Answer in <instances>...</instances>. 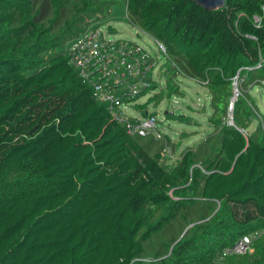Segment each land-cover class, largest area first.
<instances>
[{
    "label": "trees",
    "instance_id": "obj_1",
    "mask_svg": "<svg viewBox=\"0 0 264 264\" xmlns=\"http://www.w3.org/2000/svg\"><path fill=\"white\" fill-rule=\"evenodd\" d=\"M120 1L0 5V264H135L179 207L170 190L180 197L194 191L218 208L147 264H203L219 253V263L264 264V233L246 253L222 257L264 227V120L248 132L264 116L247 89L264 85V0H227L214 10L195 0H124L136 24L166 48L164 92L180 93L183 72L212 93L213 131L183 149L172 168L164 145L151 153L94 99L66 50L40 60L21 55L32 37L48 47L68 41ZM162 97L137 107L146 113ZM21 177L29 187L13 186Z\"/></svg>",
    "mask_w": 264,
    "mask_h": 264
},
{
    "label": "rangeland",
    "instance_id": "obj_2",
    "mask_svg": "<svg viewBox=\"0 0 264 264\" xmlns=\"http://www.w3.org/2000/svg\"><path fill=\"white\" fill-rule=\"evenodd\" d=\"M0 1V5H2L4 0ZM99 18V20L89 21L86 33L93 26L98 25L104 30L112 26L114 28V31L111 32L112 38H125L137 41L158 56L159 63L155 68L154 75L161 81L160 88L150 90L147 94L139 97L138 102L145 103L154 94L163 95L162 99L159 101L157 99L149 103L147 107L149 113L157 115L160 125L159 129L162 131L163 138L154 139L151 135H148L147 137H142L141 142L148 145L151 153H155L164 145L162 150L164 158L166 159L168 167L172 168L179 162L183 149L196 146L204 137L213 131L214 128L209 123V117L213 110L211 106L212 93L204 84L183 72H180L176 78L180 87V93L169 96L164 92L166 78L164 77V69L161 66L167 61V56L159 49L155 38L136 24V21L133 20L127 11L124 0L115 4H108L104 8L102 18L101 16ZM76 36L68 41L55 43L50 47L47 46L45 40L38 42L36 40L35 42L34 37H32L31 42H34L33 45L29 49L28 46H25L23 51L26 49L28 51L21 55L27 59L40 60L55 52L65 51L73 43ZM236 83L238 84V82ZM255 83L248 85L247 89L252 94L261 114L264 116V85L261 83L254 85ZM235 91L236 84H234L233 88L234 95L236 93ZM128 112L132 116L142 115L144 113V111L137 113L133 107H130ZM231 113L232 109L230 108V120L233 114ZM263 120V117L256 115L248 128V132L254 130L258 122ZM166 140L167 143H165ZM178 143L179 145H177ZM198 165V163L194 164V166ZM19 179L20 181H16L13 186L22 188L29 187L30 182L25 177ZM168 194L171 200L177 201L179 207L175 210L173 217L165 222L161 228L156 230L149 240L145 241V250L142 257L138 258L135 264H147L146 262L153 260L155 256H158L157 259L165 257L172 250V246L181 238L193 236L191 229L193 226H199L200 223L208 220L218 208L217 203L214 204L210 200H206L194 191H189V193L184 194L182 197L174 194L173 190L168 191ZM162 215L158 219L162 218ZM196 239L198 238L195 237L194 240ZM166 251L168 252L166 253ZM216 256L220 260L221 253ZM218 260H210L207 258L203 264H224L219 263ZM168 261L172 264L171 260Z\"/></svg>",
    "mask_w": 264,
    "mask_h": 264
},
{
    "label": "built area",
    "instance_id": "obj_3",
    "mask_svg": "<svg viewBox=\"0 0 264 264\" xmlns=\"http://www.w3.org/2000/svg\"><path fill=\"white\" fill-rule=\"evenodd\" d=\"M262 10L264 12V5ZM261 20V15L253 16L257 26ZM111 32L109 27L104 30L97 25L77 35L66 49L69 63L78 70L82 82L91 87L94 99L104 104L112 118L122 123L129 134L161 139L163 134L157 115L147 111L132 116L128 112L130 107L137 113L142 112L137 107L138 98L160 88L161 81L154 75L158 56L137 41L112 38ZM155 40L166 54L165 46ZM155 83H159L156 88ZM263 233L264 227L244 234L232 246L224 248L222 257L246 253Z\"/></svg>",
    "mask_w": 264,
    "mask_h": 264
},
{
    "label": "water",
    "instance_id": "obj_4",
    "mask_svg": "<svg viewBox=\"0 0 264 264\" xmlns=\"http://www.w3.org/2000/svg\"><path fill=\"white\" fill-rule=\"evenodd\" d=\"M226 1L227 0H195V2H197L200 6H202L206 10H214V9L223 8L226 5ZM235 94L237 95L239 94L238 88ZM233 105H234V102H233V97H232V103L230 106L231 109H233ZM231 124H233V121H231Z\"/></svg>",
    "mask_w": 264,
    "mask_h": 264
},
{
    "label": "bare ground",
    "instance_id": "obj_5",
    "mask_svg": "<svg viewBox=\"0 0 264 264\" xmlns=\"http://www.w3.org/2000/svg\"><path fill=\"white\" fill-rule=\"evenodd\" d=\"M235 84H236V91H235V92H237V88H238V86H237V83H235ZM237 96H238L237 94L234 95V97H233V102L236 100Z\"/></svg>",
    "mask_w": 264,
    "mask_h": 264
}]
</instances>
